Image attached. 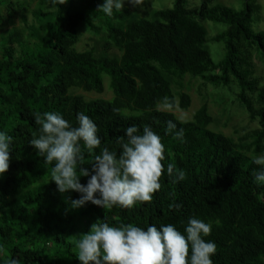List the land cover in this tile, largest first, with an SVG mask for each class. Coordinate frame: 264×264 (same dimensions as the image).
Returning a JSON list of instances; mask_svg holds the SVG:
<instances>
[{"label":"trees","instance_id":"1","mask_svg":"<svg viewBox=\"0 0 264 264\" xmlns=\"http://www.w3.org/2000/svg\"><path fill=\"white\" fill-rule=\"evenodd\" d=\"M26 1L0 0L6 7L0 25L10 26L0 34V130L13 137L9 168L0 175V264H80L77 243L93 223L173 224L183 233L190 217L213 222L205 237L217 245L213 264H264V185L257 186L259 166L253 163L264 154V77L255 75L257 55L264 63V32L253 28L261 5L246 0L236 9L217 0H173L145 16L126 6L107 17L97 10L103 0H67L59 9L38 0L29 17ZM204 21L227 26L210 38L224 43L218 63L208 50ZM84 32L98 37L99 50L97 41L78 48ZM104 74L111 99L74 92L102 94ZM186 75L200 79L202 90H230L258 126L234 139L209 128L214 119L206 103L189 120L159 108L190 106ZM45 112H59L73 126L83 112L98 126L101 149L118 155L126 127L135 124L142 133L151 126L165 145V170L174 164L186 178L174 183L165 171L153 200L132 209L91 202L74 208L71 202L80 194L57 190L50 179L54 164L45 163L30 143L40 128L33 114ZM169 120L184 130L183 142L166 134ZM93 155L86 153L80 167L91 170ZM87 179L80 177L81 183ZM173 202L180 207L171 209Z\"/></svg>","mask_w":264,"mask_h":264},{"label":"clouds","instance_id":"2","mask_svg":"<svg viewBox=\"0 0 264 264\" xmlns=\"http://www.w3.org/2000/svg\"><path fill=\"white\" fill-rule=\"evenodd\" d=\"M149 0H103L97 10L107 17L124 8L143 10ZM67 0H50L54 8ZM59 9V8H58ZM171 107V105H170ZM39 135L30 140L45 163L53 165L50 179L60 193L75 191L79 198L72 200L74 208L87 202L103 208L119 206L132 209L138 202H151L161 189L160 178L165 174L178 183L186 178L183 170L169 163L165 170V145L161 136L151 126L142 129L133 124L124 129L120 139L119 155L107 146L101 149L102 140L97 124L86 114L76 116L73 126L59 112L33 114ZM166 134L184 141V130L177 129L172 120L167 121ZM13 137L0 130V175L9 168ZM101 149L99 155H93ZM93 155L91 170L82 168L85 154ZM259 168L254 172L257 186L264 185V154L253 158ZM87 177L81 183L80 177ZM175 196V194H173ZM171 209L180 205L173 202ZM219 223L218 221L216 222ZM213 222L190 217L181 233L175 225H148L145 228L133 224L110 225L108 222L93 223L90 232L77 243L80 264H213L212 257L217 245L205 237L211 235ZM10 264H18L13 260Z\"/></svg>","mask_w":264,"mask_h":264},{"label":"rangeland","instance_id":"3","mask_svg":"<svg viewBox=\"0 0 264 264\" xmlns=\"http://www.w3.org/2000/svg\"><path fill=\"white\" fill-rule=\"evenodd\" d=\"M17 1V0H10ZM22 1V0H20ZM226 5L232 6L236 9H241L244 7V3L246 0H217ZM38 0H27L26 3L27 13L30 17V9L34 8L38 5ZM173 0H149L147 6L143 10L133 9L129 7L132 13L136 16H145L147 11L152 10L154 8L162 9L167 6L172 5ZM190 5H198L201 0H188ZM254 4L257 6L260 4L261 9L255 8L253 14V28L255 31H263L264 32V3L263 0H253ZM16 8V7H15ZM0 14H6L5 3L0 5ZM15 23L16 25H21V17L20 13L16 8L15 15ZM203 25L206 27L208 35H207V47L210 52L211 58L215 63L220 62L224 55V43L222 41H211L210 38L213 35L218 34L219 32L225 30L227 26L223 23L213 22V21H204ZM10 28L9 25L4 24L0 25V34ZM98 37L92 36L88 32H84L81 36V40L78 44V48H88L89 45H96L98 47ZM95 41H97L95 43ZM115 50H111L109 53H114ZM262 57L257 55L255 58V62L257 64V71L255 75H262L264 77V63L261 61ZM264 81V80H263ZM262 81V82H263ZM103 83H104V92L102 94H97L94 92H84L83 90H74L76 93L84 94L86 98L90 97H101L105 99H111L113 97L112 89L110 88V77L108 75H103ZM200 79L192 77L190 75H186L184 77V91L189 94L191 98L190 106L184 110L179 106H176L174 109L169 108L165 105H159V108L164 110L172 111L178 118L182 120H189L192 118L193 114L196 112L198 108L204 103L207 104L208 111L210 115L214 119V123H212L209 128L214 131L223 132L226 135L237 139L241 136L245 130L252 129L258 126L257 122L251 121L244 110H242L239 106H237V102L234 100L233 93L225 88H213L208 85L205 89L200 88ZM178 100V97L176 98Z\"/></svg>","mask_w":264,"mask_h":264}]
</instances>
